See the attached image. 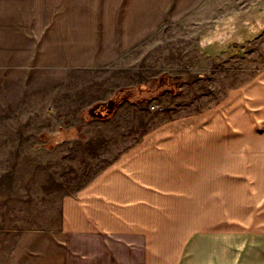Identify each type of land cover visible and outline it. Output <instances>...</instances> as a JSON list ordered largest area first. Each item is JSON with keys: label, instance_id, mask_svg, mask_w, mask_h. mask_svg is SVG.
Segmentation results:
<instances>
[{"label": "rangeland", "instance_id": "rangeland-1", "mask_svg": "<svg viewBox=\"0 0 264 264\" xmlns=\"http://www.w3.org/2000/svg\"><path fill=\"white\" fill-rule=\"evenodd\" d=\"M17 1L21 4L13 6L19 9L29 46L38 38L46 43L41 57L48 65L49 108L32 107L26 114L12 96H0V264L9 263L8 251H14L13 258L24 251L16 243L18 233L8 232L9 227L43 228L39 220L45 205L52 207L61 194L82 187L157 128L183 124L165 141L190 142L191 168L196 172L203 164L197 160L198 146L206 126L208 142L217 141L218 124L238 127L240 136H246L248 117L231 108L223 113L216 109L229 89L264 70V22L256 26V33L251 25L264 0ZM7 7L0 4L4 11ZM248 30L251 34L244 36ZM231 37H236L235 46L218 56L209 54L208 42ZM61 97L55 106L53 101ZM115 98L121 101L109 117H90L91 106ZM18 124L41 126V133L36 129L26 140L47 139L49 151L42 155L46 164L37 162L30 171L41 172L47 180L19 179L29 173L23 164L28 149L23 141L16 142V134L7 132L9 125ZM56 141L64 142L55 146ZM215 154L214 148L208 149L207 160H215ZM36 158L39 161V155ZM27 188L35 203L24 213L23 198L15 196L13 203L14 196L7 195ZM161 203L176 211L175 221L183 210L196 207L192 220L199 221L198 193L196 198L183 195ZM43 215L48 217V212Z\"/></svg>", "mask_w": 264, "mask_h": 264}, {"label": "crops", "instance_id": "crops-1", "mask_svg": "<svg viewBox=\"0 0 264 264\" xmlns=\"http://www.w3.org/2000/svg\"><path fill=\"white\" fill-rule=\"evenodd\" d=\"M0 4L8 6L6 11L0 9V96H12L25 113L32 107L46 111L48 65L41 57L46 43L41 44L40 38L30 46L27 43L25 24L17 14L18 7L13 6L20 2L0 0ZM261 22L264 6L251 23L255 33ZM250 34L248 30L243 35ZM235 38L208 42L207 51L218 56L235 46ZM225 96L216 110L221 108L223 113L231 108L236 115L248 117L251 124L246 136H240L238 127L218 124L217 141L208 142L206 126L201 130L200 158H196L203 164L196 172L191 168L192 144L165 141L183 124L157 128L87 178L82 187L61 194L52 207L45 205L39 220L43 228L9 227L8 232L18 233L16 243L24 251L14 258V251H8V264H22L23 257L31 264H264V70L229 89ZM59 100L62 97L53 104L58 106ZM9 126L7 132L16 134V142L23 141L28 149L23 164L29 166V173L19 179L47 180L41 172H30L33 164H46L42 155L49 151L47 139L26 140L41 126ZM63 142L56 141L55 146ZM213 148L215 160L208 161V149ZM12 192L7 196H14L13 203H17L15 196L23 198L24 213L35 203L30 200L34 196L31 188ZM197 193L198 222L191 215L196 207L183 210L175 221L176 211L161 203L183 195L196 198ZM17 211L22 213L20 208Z\"/></svg>", "mask_w": 264, "mask_h": 264}, {"label": "trees", "instance_id": "trees-1", "mask_svg": "<svg viewBox=\"0 0 264 264\" xmlns=\"http://www.w3.org/2000/svg\"><path fill=\"white\" fill-rule=\"evenodd\" d=\"M120 101H118L115 98L114 100L111 99L108 102L106 101V102H103V103H96V104H94L93 106H91L88 109V114L92 118L105 119V118L109 117L113 113L114 108H116L117 103H119ZM107 104L111 105V109H110L109 112H108V109L105 108ZM92 108H93V112H90Z\"/></svg>", "mask_w": 264, "mask_h": 264}, {"label": "water", "instance_id": "water-1", "mask_svg": "<svg viewBox=\"0 0 264 264\" xmlns=\"http://www.w3.org/2000/svg\"><path fill=\"white\" fill-rule=\"evenodd\" d=\"M105 108H107V109H108V112H109V111H110V109H111V105H110V104H107ZM90 112H93V108L91 109V111H90Z\"/></svg>", "mask_w": 264, "mask_h": 264}, {"label": "bare ground", "instance_id": "bare-ground-1", "mask_svg": "<svg viewBox=\"0 0 264 264\" xmlns=\"http://www.w3.org/2000/svg\"><path fill=\"white\" fill-rule=\"evenodd\" d=\"M205 121V120H204Z\"/></svg>", "mask_w": 264, "mask_h": 264}]
</instances>
